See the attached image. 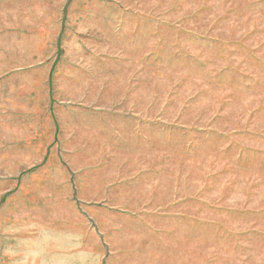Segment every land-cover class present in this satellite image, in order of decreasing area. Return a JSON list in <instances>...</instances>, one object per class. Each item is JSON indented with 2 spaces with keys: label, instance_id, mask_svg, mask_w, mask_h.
<instances>
[{
  "label": "rangeland",
  "instance_id": "obj_1",
  "mask_svg": "<svg viewBox=\"0 0 264 264\" xmlns=\"http://www.w3.org/2000/svg\"><path fill=\"white\" fill-rule=\"evenodd\" d=\"M0 264H264V0H0Z\"/></svg>",
  "mask_w": 264,
  "mask_h": 264
}]
</instances>
